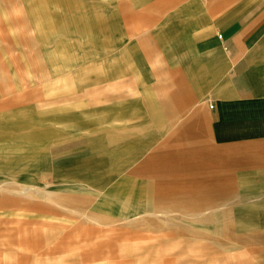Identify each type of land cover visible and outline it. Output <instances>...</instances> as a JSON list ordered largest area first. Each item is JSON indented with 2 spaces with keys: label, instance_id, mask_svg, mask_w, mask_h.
Segmentation results:
<instances>
[{
  "label": "rangeland",
  "instance_id": "1",
  "mask_svg": "<svg viewBox=\"0 0 264 264\" xmlns=\"http://www.w3.org/2000/svg\"><path fill=\"white\" fill-rule=\"evenodd\" d=\"M163 1L0 0V264H264V230L229 237L225 219L210 228L206 213L225 217L249 200L246 179L264 166L223 148L257 142L197 148L177 122L199 93L182 116L154 122L146 143L150 130L113 131L131 115L152 123L145 103L194 76L195 40L229 14L196 5L185 18L193 0ZM263 4L238 0L222 11L234 19ZM163 142L188 167L167 170ZM209 152L213 167L199 169Z\"/></svg>",
  "mask_w": 264,
  "mask_h": 264
},
{
  "label": "crops",
  "instance_id": "2",
  "mask_svg": "<svg viewBox=\"0 0 264 264\" xmlns=\"http://www.w3.org/2000/svg\"><path fill=\"white\" fill-rule=\"evenodd\" d=\"M237 1L210 0L200 4L199 0H193L192 6L188 5L183 9L182 16L185 18L194 16L196 5L205 15L229 14L220 21L218 30L210 31L195 40L194 54L201 58L193 66L196 70L194 76H191L185 84L181 81L173 90L158 91L159 96L161 94L158 102L149 98V102L145 103L146 109L151 114L152 123L147 118L127 116L124 120L121 119L126 123L119 126L116 124L118 128L115 127L113 130L115 133H123L125 130H150L151 134L150 127L154 122L163 127L167 121L182 116V112L177 111H182L185 105L199 93L201 99L197 100V107L190 110L185 120L179 119L177 122L179 127L182 126V130L195 133L196 147L211 149V146H241L257 142L249 150L233 152L228 146L223 148V152L225 154L230 152L241 164L249 166L256 163L264 166V4L255 10H251L250 7L238 10L236 14L238 17L231 19L235 12L222 10ZM151 7L153 4L146 6L148 10H152ZM204 98L208 100L207 107L203 105ZM210 104H213V107H210ZM152 136L151 134V137L144 142L150 141ZM141 143L142 146L143 139ZM165 144L167 143L161 144L165 150L157 154L164 167L167 170H171L172 165L182 164V169L188 167L185 164L187 157L184 158L178 149H171ZM58 154H54L53 158ZM153 156L146 157L134 167V170H140L143 164L147 165L145 161ZM215 157L217 155L214 156L213 152H209L208 155H204V161L203 155L200 156V161L196 165L199 169H203V164L213 167ZM63 165L65 164L57 165L56 168ZM252 172L256 176L248 177L245 184L249 200L242 201L240 207L233 212L227 209L225 217L219 216L220 209L206 212L210 213V228L219 221L222 222L224 218L225 222L222 223L226 225L229 237L232 235L231 229L234 228L248 229L252 232L264 230V168ZM198 209L195 207V210Z\"/></svg>",
  "mask_w": 264,
  "mask_h": 264
},
{
  "label": "bare ground",
  "instance_id": "3",
  "mask_svg": "<svg viewBox=\"0 0 264 264\" xmlns=\"http://www.w3.org/2000/svg\"><path fill=\"white\" fill-rule=\"evenodd\" d=\"M139 133H140V132H139ZM26 189H28V188H26ZM19 191H21V190H19ZM114 191H116V194H115V193H110V192L106 193L107 197H108V198H111V197H114V195L117 196V190H114ZM50 198H51V199H54V201H57V200H56L53 196H51V195H50ZM79 203H80V202H79ZM122 203H123V202H122ZM129 203H130V205L133 204L131 201H129ZM80 204H81V203H80ZM88 217L91 218V219H96L95 216H94L93 214L88 215ZM220 228H221V227H220ZM223 229H224V228H223ZM223 229L217 230L218 234H220V235H224L225 230H223Z\"/></svg>",
  "mask_w": 264,
  "mask_h": 264
},
{
  "label": "built area",
  "instance_id": "4",
  "mask_svg": "<svg viewBox=\"0 0 264 264\" xmlns=\"http://www.w3.org/2000/svg\"><path fill=\"white\" fill-rule=\"evenodd\" d=\"M210 107H213V104H210Z\"/></svg>",
  "mask_w": 264,
  "mask_h": 264
}]
</instances>
